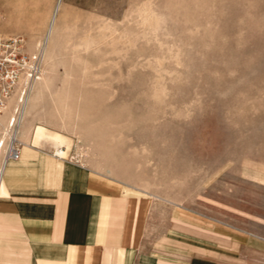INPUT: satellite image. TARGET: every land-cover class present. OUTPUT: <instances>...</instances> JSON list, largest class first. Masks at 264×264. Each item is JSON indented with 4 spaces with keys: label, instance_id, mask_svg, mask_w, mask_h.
Here are the masks:
<instances>
[{
    "label": "rangeland",
    "instance_id": "374dc122",
    "mask_svg": "<svg viewBox=\"0 0 264 264\" xmlns=\"http://www.w3.org/2000/svg\"><path fill=\"white\" fill-rule=\"evenodd\" d=\"M57 1L20 126L147 193L139 261L264 264V0H0L2 28L42 53Z\"/></svg>",
    "mask_w": 264,
    "mask_h": 264
},
{
    "label": "crops",
    "instance_id": "0c3cea01",
    "mask_svg": "<svg viewBox=\"0 0 264 264\" xmlns=\"http://www.w3.org/2000/svg\"><path fill=\"white\" fill-rule=\"evenodd\" d=\"M106 172L24 143L0 179V264H157L132 257L145 201L126 192L147 193ZM18 181L60 190L26 192Z\"/></svg>",
    "mask_w": 264,
    "mask_h": 264
},
{
    "label": "built area",
    "instance_id": "2783aa9c",
    "mask_svg": "<svg viewBox=\"0 0 264 264\" xmlns=\"http://www.w3.org/2000/svg\"><path fill=\"white\" fill-rule=\"evenodd\" d=\"M0 11V117L13 111L9 119L8 135L0 140L1 165L19 159L22 143L18 138L20 104L29 85L41 72L40 54L26 51V42L19 34H10L2 28Z\"/></svg>",
    "mask_w": 264,
    "mask_h": 264
},
{
    "label": "bare ground",
    "instance_id": "6f19581e",
    "mask_svg": "<svg viewBox=\"0 0 264 264\" xmlns=\"http://www.w3.org/2000/svg\"><path fill=\"white\" fill-rule=\"evenodd\" d=\"M59 8H60V1H57L55 6H54V8H53L51 16L49 18L48 26L46 28L45 41H44V47H42L43 48L42 53H41L40 49L37 52H31L32 54H40L41 60H43V55L46 52L47 44L50 41V38H51V35H52V32H53V27H54L55 20H56V16H57V13L59 11ZM46 56L50 57V52L47 51ZM44 63H46V62H44ZM43 72H44V70L42 68L41 72L39 74V77L36 78L35 81L32 82L29 85L28 91H27V94H26L25 98H22V100H21L20 114H19V117H18L19 121H20L19 124H21L22 119H23L24 116H25V119H27L29 117V115H30V106L33 104L34 101L36 102L35 99L38 97L40 91L49 82V76L46 75V74L44 75L45 72L44 73ZM30 93H31V95H30ZM39 99H40V97H39ZM28 100H29V104H28L27 109H25ZM37 101L39 102V100H37ZM5 115H7V120H6V123H5L6 126L5 125L3 126L4 136H2V138L0 140L6 138L7 135H8L9 119L13 115V111L11 110L7 114L5 113ZM3 116H1V117H3ZM1 117H0V120H1ZM3 121H4L3 119H2V121H0V125L4 123ZM19 127H22V126L19 125ZM19 127L17 129V133H18V136H19V131H20V136L23 138V142L24 143L32 145V146H35V147H40L41 145H47L48 148L52 152H54L55 153L54 155L57 156V157L62 156V154H64V149H65V147H67L68 140H67L66 136L64 134H62L61 132H59V131L51 128V127L42 125L41 123H39L37 125H34V126L28 128V129L25 126L22 127V129L19 128ZM19 129H21V130H19ZM1 158H2V155H0V165H1ZM13 161H16V160H13ZM9 162H12V161H9ZM2 170H3V165H1V167H0V179H1Z\"/></svg>",
    "mask_w": 264,
    "mask_h": 264
}]
</instances>
